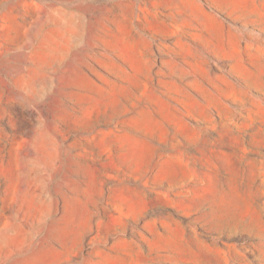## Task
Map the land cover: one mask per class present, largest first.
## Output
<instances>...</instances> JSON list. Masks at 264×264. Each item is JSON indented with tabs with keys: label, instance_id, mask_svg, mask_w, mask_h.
Wrapping results in <instances>:
<instances>
[{
	"label": "rangeland",
	"instance_id": "1",
	"mask_svg": "<svg viewBox=\"0 0 264 264\" xmlns=\"http://www.w3.org/2000/svg\"><path fill=\"white\" fill-rule=\"evenodd\" d=\"M0 264H264V0H0Z\"/></svg>",
	"mask_w": 264,
	"mask_h": 264
},
{
	"label": "bare ground",
	"instance_id": "2",
	"mask_svg": "<svg viewBox=\"0 0 264 264\" xmlns=\"http://www.w3.org/2000/svg\"><path fill=\"white\" fill-rule=\"evenodd\" d=\"M123 47V46H122ZM122 49V48H121ZM128 53V52H127Z\"/></svg>",
	"mask_w": 264,
	"mask_h": 264
}]
</instances>
